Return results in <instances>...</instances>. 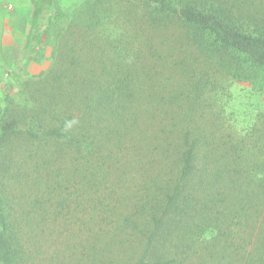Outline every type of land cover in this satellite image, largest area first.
<instances>
[{
    "label": "trees",
    "instance_id": "trees-1",
    "mask_svg": "<svg viewBox=\"0 0 264 264\" xmlns=\"http://www.w3.org/2000/svg\"><path fill=\"white\" fill-rule=\"evenodd\" d=\"M60 14L0 105V264H264V110L241 127L223 101L264 82V0Z\"/></svg>",
    "mask_w": 264,
    "mask_h": 264
},
{
    "label": "rangeland",
    "instance_id": "rangeland-1",
    "mask_svg": "<svg viewBox=\"0 0 264 264\" xmlns=\"http://www.w3.org/2000/svg\"><path fill=\"white\" fill-rule=\"evenodd\" d=\"M42 1L0 0L1 106H6L11 99H15L28 80L50 67L58 46L59 34L67 23L60 12L63 11L72 18L89 0H52L48 5L42 4ZM34 4L43 12L35 24H32ZM37 26L42 31L37 32ZM47 28L49 31H43ZM255 82V88L231 82L224 92L226 97L224 96L223 101L226 102L227 110L233 113L241 127L252 124L257 114L264 110V82ZM212 236V233L208 235Z\"/></svg>",
    "mask_w": 264,
    "mask_h": 264
}]
</instances>
